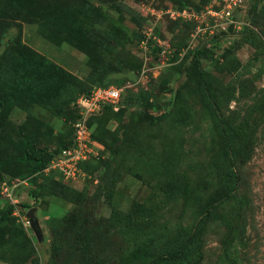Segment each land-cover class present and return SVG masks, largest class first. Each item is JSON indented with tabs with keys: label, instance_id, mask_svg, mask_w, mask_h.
I'll return each mask as SVG.
<instances>
[{
	"label": "rangeland",
	"instance_id": "374dc122",
	"mask_svg": "<svg viewBox=\"0 0 264 264\" xmlns=\"http://www.w3.org/2000/svg\"><path fill=\"white\" fill-rule=\"evenodd\" d=\"M250 1L245 0L243 4L246 13ZM82 2L91 7L100 6L101 11L109 15L105 25L109 28L114 23L116 30L121 29L120 36L114 34L112 38L107 36L104 39L105 43L116 47V52L108 57L129 71L136 67L133 60L137 58L140 62L136 74L127 73L130 81L123 85L133 96L121 103L117 111L101 117L100 128L95 132L103 144H107L105 149L100 142L95 143L99 150L105 151V159L110 156L108 148L113 140L119 139L121 146L116 149L117 155L109 167L92 164L75 181H65L59 175L55 178L62 179L74 192L75 196L69 200L45 195L37 202L33 194L35 185L29 180L14 189L10 199L7 188L10 182L16 181L9 175L10 167L1 164L2 210L6 211L10 205L17 206V203H26L29 207H15L18 215L13 212L8 221H0V232L10 230L14 234L11 239L4 236V240L19 247L17 256L25 264H49L54 237L49 223L56 219L61 221L72 213L77 200L84 208L92 209L90 215L97 228L107 226V221L117 212L129 216L134 204L143 209V213L133 217L144 224L143 230L130 229L122 220L120 227L115 225L108 235L103 236L105 243L110 244V247L105 246L108 250L98 254L94 249L92 255L97 253L99 264H150L162 246L172 239L175 229L183 232L191 229L218 177L221 139L205 105V93L194 89L201 78L191 70V57L186 63L182 62L185 58L180 57L185 50L184 47L180 50L181 43L198 45L200 42L193 38L194 30L180 20L171 19L168 13L195 7H202V10L204 0H81L79 5ZM143 17L146 21L141 19ZM257 17L255 32L264 40V0L259 4ZM20 23L22 41L28 48L77 78H88L91 68L85 53L67 43L56 45L46 40L38 33V24L30 20ZM140 30L143 39L128 43L129 38H137ZM155 31L159 34L153 35ZM215 44L209 41L204 46L219 56L218 63L213 64L211 58L202 57L201 68L210 92L220 98V105L225 100L224 95H229L228 91L236 86V100L223 103L219 112L226 124L238 123L252 104L264 100V44L259 49L241 40L229 50L226 40L219 46ZM243 80L249 82L246 95L239 90V83ZM141 92L150 95L149 104L140 98ZM178 97L181 98L179 109L189 117L180 126V137H175L167 116L174 110ZM75 104L66 110L77 109V102ZM103 112L104 109L99 115ZM30 113L34 118H29ZM75 123L72 127L70 122L53 116L50 109L37 104L28 105L27 111L16 107L6 117L5 127L0 128V141L10 143L4 158L9 161L19 159L22 148L32 140L34 143L40 141L41 147L48 149L47 154L52 153L57 147L55 137L71 133L75 130ZM96 126H89L91 139ZM12 143L19 144L20 149ZM34 148L38 149L35 144ZM173 155L179 158L176 160ZM172 160L176 166L174 175L182 180L183 192L178 186L173 192L167 187L170 179L166 175L167 166ZM239 165L238 198L217 210L219 219L207 224L201 249L184 264H264V119L259 125L251 158ZM37 181L38 184L44 183V179ZM31 208L37 209L40 236L24 224ZM19 235L26 236L29 244L21 246ZM0 264L18 262L0 260Z\"/></svg>",
	"mask_w": 264,
	"mask_h": 264
},
{
	"label": "trees",
	"instance_id": "16d2710c",
	"mask_svg": "<svg viewBox=\"0 0 264 264\" xmlns=\"http://www.w3.org/2000/svg\"><path fill=\"white\" fill-rule=\"evenodd\" d=\"M73 0H0V128L5 127L6 117L10 116V112L16 108L27 111L28 105L37 104L42 108L50 109L53 116L73 124L79 119V107L73 111H67L66 108L76 103L77 99L84 95L89 96L96 87L123 86L130 78L127 73L136 74V70L140 66V62L136 58V67L132 70H126L114 63L108 56L116 52V47L109 42H104L107 36L116 34L120 36V30H116V24L105 25L109 15L101 11L100 6L95 7L87 2ZM176 2V0H172ZM211 0H204L203 6L210 3ZM263 0H251L248 9V18L252 23V29L244 31L233 39L232 44L228 45L227 50L237 43L245 41L247 44L261 48L264 44L263 38L256 34V24L259 21L257 17L259 4ZM202 8V7H201ZM200 7L190 10L201 11ZM263 11V10H262ZM143 21L146 19L141 18ZM30 20L38 24V33L46 40L62 45L67 43L81 50L88 57V65L91 73L86 80H81L54 64L51 60L40 55L33 49L28 48L22 41V24L21 21ZM264 21V18H262ZM264 23V22H263ZM188 28L194 30L193 23H184ZM142 28L141 25H139ZM256 26V27H255ZM15 31V32H14ZM141 31V32H140ZM139 31L137 38H129L128 43H132L134 39H143L142 30ZM159 34V31L155 32ZM110 38V39H111ZM81 45H91L89 48H83ZM186 48L187 42L180 44ZM3 48V50H1ZM192 61V68L200 76L201 82H197L194 89H198L205 93V105L208 108L216 132L221 139V152L218 159V177L214 183V190L209 193L205 203L200 207L199 216L191 229L187 232L176 230L171 240L162 246L160 253L155 256L150 264H184L189 258L201 249L203 236L206 226L211 220L219 219L217 210L232 199H237L241 184V174H239V164H244L252 156L253 144L260 123L264 119V100L255 102L251 105L245 117L238 123L226 124L225 119L221 116L223 103H229L236 100V86L228 91L229 95H224L225 100L220 105V98L210 92L205 72L201 68V58H211L213 64L218 63L219 56L216 57L214 52L207 49L206 46L189 50L184 56L183 63L188 59ZM249 82L243 80L239 83L240 93L246 95ZM221 89L225 90V86L221 85ZM145 104L150 103V95L147 92L140 93ZM133 96L131 90H127L122 101L125 102ZM178 99V100H177ZM175 101L174 110L170 111L167 118L170 121L172 132L175 137H180V126L189 117L187 113H183L179 106L181 99L178 97ZM219 104V105H218ZM76 105V104H75ZM107 112H113L111 106L104 108L103 115L91 117L89 126H96V130L92 132V143H101L103 141L98 138L95 132L100 128V120ZM29 118H34L32 113L28 114ZM33 137V136H32ZM174 137V136H173ZM33 139H35L33 137ZM57 147L52 153L47 154L48 149L41 147V142L36 140L29 141L25 148H22V155L19 159L4 158L7 154L9 141H0V165L10 167L9 175L12 178L21 181L29 180L35 185L36 201L47 196H56L66 200L72 199L75 195L71 189L66 187V183L55 179L56 174H44V170L51 161L59 155L64 149L69 148L73 144L74 130L67 135H57L55 137ZM14 143H12L13 145ZM34 144L36 148L35 149ZM11 145V146H12ZM105 145L106 142H105ZM104 145V147H105ZM15 146L20 145L15 143ZM121 146L119 139L113 140L110 150V156L105 159V151L100 150L98 158H91L80 164L82 172H86L92 164L99 167H109L112 160L117 155V148ZM16 148V147H15ZM18 149V150H19ZM106 149V147H105ZM109 155V154H108ZM176 160L178 156H174ZM178 157V158H177ZM240 162V163H239ZM175 161H170L167 166L166 175L170 177L167 184L172 192L179 187L183 192L182 180L176 178ZM37 174V175H36ZM173 174V175H172ZM172 176V177H171ZM32 177V178H31ZM44 179V183L38 184L37 180ZM2 178L0 179L1 186ZM1 203V202H0ZM76 207L69 214L65 215L61 221L59 219L50 221L49 225L54 235L52 244V253L49 264H99L98 255L105 252L110 247L109 242L103 236L108 235L111 229L125 220V225L130 229L140 228L144 224L135 220L134 215L143 213V209L133 204L129 216L127 214L116 213L104 228H97L93 222L90 212L91 208H84L77 200ZM0 204V221H8L16 206H11L5 211L2 210ZM19 207H29L28 204H17ZM32 209V208H31ZM24 212V211H23ZM22 213V210H21ZM150 217V213H147ZM51 220V219H50ZM1 227V226H0ZM1 230V229H0ZM4 236L9 239L14 237L10 232H0V260L1 261H17L18 264H25L24 260H20L17 256L19 247L9 244L4 240ZM21 246L29 244V239L24 235H19ZM97 249V253L92 255V250Z\"/></svg>",
	"mask_w": 264,
	"mask_h": 264
},
{
	"label": "built area",
	"instance_id": "2783aa9c",
	"mask_svg": "<svg viewBox=\"0 0 264 264\" xmlns=\"http://www.w3.org/2000/svg\"><path fill=\"white\" fill-rule=\"evenodd\" d=\"M244 3L245 0H211L199 12L190 9L169 11L171 19L195 25L193 38L197 39L200 44L194 45L191 42L184 53L188 50L200 49L204 47L205 42L209 41H214L215 45L219 46L226 40L227 47L232 44L236 36L252 29V23L246 10H243ZM126 89V86L96 87L89 96L83 95L78 99L80 116L75 123L73 144L51 161L44 171L45 174L59 175L65 181H75L82 176L80 164L91 158H96L100 154V150L90 138L89 118L99 115L106 106H112L117 111L126 94ZM18 186L19 181L8 186L7 191L10 192V199L13 198V191ZM13 200L17 202L16 199ZM17 212L16 210V215H18ZM24 224L29 225V220L24 218Z\"/></svg>",
	"mask_w": 264,
	"mask_h": 264
},
{
	"label": "water",
	"instance_id": "95a60500",
	"mask_svg": "<svg viewBox=\"0 0 264 264\" xmlns=\"http://www.w3.org/2000/svg\"><path fill=\"white\" fill-rule=\"evenodd\" d=\"M36 208L30 209L28 212V217L30 219L31 227L35 230L37 236H40V224H39V219L36 216Z\"/></svg>",
	"mask_w": 264,
	"mask_h": 264
},
{
	"label": "clouds",
	"instance_id": "9594fccd",
	"mask_svg": "<svg viewBox=\"0 0 264 264\" xmlns=\"http://www.w3.org/2000/svg\"><path fill=\"white\" fill-rule=\"evenodd\" d=\"M177 21H179V20H177ZM180 21H181V20H180ZM182 22H183V23H187V22H184V21H182ZM155 32H156V31H155ZM155 32H154L153 35H157ZM153 38L156 39L155 36H154ZM149 39H150V38H149ZM159 40H160V39H159ZM187 47H188V46H187ZM187 47H186V48H187ZM186 48H185V50L182 52V54H180V55H181L180 57L183 58V57L186 55V53L189 51V50H188L186 53H184V52L187 50ZM113 86H116V85H113ZM109 87H111V86H109ZM116 87H124V86H116ZM103 88H108V87H103ZM126 91H127V89H126ZM82 96H83V95H82ZM80 97H81V96H80ZM80 97H79V98H80ZM79 98H78V99H79ZM123 99H124V98H123ZM122 101H123V100H122ZM121 103H122V102H121ZM77 106H78V105H77ZM111 107H112V106H111ZM112 108H113V107H112ZM113 110H114V109H113ZM44 171H45V170H44ZM44 174H45V172H44ZM45 175H47V174H45ZM15 181H16V182L19 181V185L26 184V181H20V180H18V179H15ZM13 182H14V181L10 182V186L13 185ZM16 200H17V199H16ZM17 204H18V203H17ZM17 204H16V205H17ZM16 208H17V206H16ZM16 208H15V210H14V213H15V211L17 210ZM19 212H20V214H21V211H19ZM26 219L29 220V225H28V227H31V223H30V219H29L28 215H26ZM31 228H32V227H31Z\"/></svg>",
	"mask_w": 264,
	"mask_h": 264
}]
</instances>
